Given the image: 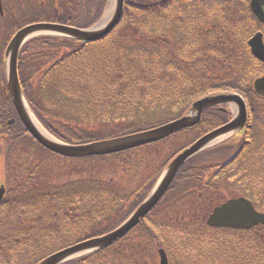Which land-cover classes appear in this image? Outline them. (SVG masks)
Masks as SVG:
<instances>
[{"label":"trees","instance_id":"obj_1","mask_svg":"<svg viewBox=\"0 0 264 264\" xmlns=\"http://www.w3.org/2000/svg\"><path fill=\"white\" fill-rule=\"evenodd\" d=\"M107 2L24 0V9H19L23 23L5 24L0 134L8 135L9 151L7 194L0 202V264H38L55 251L113 230L142 203L181 149L231 118L230 111L219 106L207 109L198 125L184 131L189 136L186 144L140 183L133 182V173L130 183L94 175L95 167L126 155L131 159L127 164L138 168L145 165L148 149L159 142L81 158H66L41 147L25 130L4 89L5 47L19 28L32 22L91 27ZM257 31L264 32V24L253 14L250 0H126L121 22L101 40L42 35L23 46L18 67L27 101L43 126L69 144L156 127L180 117L193 102L211 93L238 92L250 108L251 125L233 159L225 161L234 148L231 143L199 153L127 237L63 264H150L146 248L140 245L133 251V243H149L154 250L174 244L182 253L192 241L216 238L223 240L218 259L226 264H264V237L243 238L264 227L224 230L235 235L222 238L216 232L220 229L206 231L198 224L194 232L195 224L168 218L187 201L200 207L207 192L232 188L241 171L253 173L251 188L243 191L264 211V97L253 85L264 72V62L248 43ZM9 117H16L17 123L9 126ZM138 150L143 156L136 161L140 155L129 154ZM46 155L82 160L90 173L63 184L47 181L42 175ZM135 232L137 237L131 238Z\"/></svg>","mask_w":264,"mask_h":264},{"label":"water","instance_id":"obj_2","mask_svg":"<svg viewBox=\"0 0 264 264\" xmlns=\"http://www.w3.org/2000/svg\"><path fill=\"white\" fill-rule=\"evenodd\" d=\"M112 1V3H114L113 15L109 22L102 28H97L95 25L89 29H80L69 25L38 22L29 24L20 29L15 34L8 46L6 52L7 77L12 100L22 122L29 132L41 144H43L48 149L65 156H91L109 154L162 139L180 129L195 125L200 122L202 112L214 105L224 102L236 103L238 110L230 122L205 134L195 143L181 151L167 166L144 202L119 227L102 236L87 239L57 251L42 260L39 264H62L70 259L98 249L109 247L117 242L120 238L126 235L129 230L135 227L140 222L141 218L150 212L152 208L158 203L184 163H186L197 153L223 139L224 136H229L230 134L241 130L247 121V104L245 99L237 93H219L206 96L196 101L190 108L189 112L179 119L168 122L156 128L134 133L128 136L95 141L81 145H72L64 143L53 137L48 131V136L42 134L40 130L37 129L34 121L31 119L28 113L27 109L30 110L34 118L37 120L26 101L19 81L18 57L22 46L27 40L39 34H56L84 41H96L102 39L119 24L124 12L125 0ZM251 8L255 15L261 21H264V0H251ZM0 9L2 10V0H0ZM249 44L251 46L252 52L258 58L264 61V40L262 32L256 33L249 40ZM254 88L258 94L264 96V74L255 80ZM11 122H14V120ZM4 194L5 187L0 186V201L3 199ZM226 206L234 209V211H231L227 214L219 211ZM208 224L211 226L250 228L258 224L264 225V213L256 210L253 203L249 199L239 197L230 199L227 202L215 207L213 213L208 218ZM159 254L160 264H169L167 253L163 248L159 250Z\"/></svg>","mask_w":264,"mask_h":264},{"label":"rangeland","instance_id":"obj_3","mask_svg":"<svg viewBox=\"0 0 264 264\" xmlns=\"http://www.w3.org/2000/svg\"><path fill=\"white\" fill-rule=\"evenodd\" d=\"M26 1V0H25ZM8 7H6V13L0 17V51L3 47L5 38H6V31H5V23L9 25L13 24H20L23 23V17L20 15L19 9H24V0H6ZM110 0L108 1V6L106 8V11L103 14L104 16L100 20V23L96 25L97 28L104 27L109 20L111 19L114 11V3ZM105 10V9H104ZM109 12V13H108ZM107 15V19L105 20V16ZM30 14V13H28ZM92 42V41H88ZM15 124V123H14ZM189 140V136L185 133H182L176 137L169 138L168 140L160 143L155 144L153 147L148 149L147 151V160L145 165L138 166V168H134V166H131L127 163L129 159L126 155L120 156L118 160H113L110 164H98L95 168V173H99L103 175L106 179H112V180H121L123 183L128 182L131 180L132 173L135 174L133 177L134 183H140L150 172V170H154L159 164L163 163L167 157L177 148L183 146L186 144V142ZM9 151V141L7 139H3L0 141V183H7V177H6V162L5 157L7 156ZM131 156L133 155H140V157L137 158L136 161H139L140 158H142V150L135 151L134 154H129ZM48 160L43 166V172L42 175L45 177L47 181L55 182L57 184H63L67 183L72 180H80L81 178L87 176L90 173V170L87 165L84 164L82 160H73V159H61L57 158L55 156L46 155ZM132 158V157H131ZM229 157H226L225 161L228 160ZM101 172V173H100ZM93 173V172H92ZM132 185V184H131ZM7 186V184H6ZM232 188H235L234 185ZM232 191V192H229ZM226 190L227 194L226 196L230 195L231 193H241V190L235 189V190ZM212 195V196H210ZM221 195V194H220ZM224 195V196H225ZM209 198L207 199L205 205L201 207V203L203 201H200L199 205L201 208L205 209L202 210L195 204L191 203L190 201H187L183 208H181L180 215L186 214L188 217L184 224L187 222H190V216L193 212H196L197 214H206L208 210L209 212L212 211V202L215 200L221 199V196L219 194H212L211 192L207 195ZM194 206H196V209H193ZM208 209V210H207ZM170 218V216H168ZM192 223V222H191ZM195 223L194 232L198 230V224L203 225L200 226L199 229H204L206 231H209L210 229L206 226V224L203 221H194ZM220 237H225L228 235H235L232 232H218ZM253 235L257 236H263L264 237V228L259 229L258 231H253V234H243L244 240L250 239ZM137 232L133 233L131 238H136ZM130 241H127L126 243L122 245H127ZM206 243V240H197L192 241L188 244V247L185 252L180 253L179 248L177 249L174 244L171 245L170 248H165L168 251L169 258H170V264H199V257L202 254V251L200 249L201 243ZM215 243V242H214ZM216 244V243H215ZM141 245L144 246L148 252V256L145 257L148 259V262L150 264H159V254L158 249L154 250L153 247L149 243H143V244H136L133 243L131 249L135 251V247H139ZM140 247V248H141ZM132 254L131 252H129ZM135 253V252H134ZM133 255V254H132ZM221 261H216V264H220ZM244 264V262H242Z\"/></svg>","mask_w":264,"mask_h":264},{"label":"bare ground","instance_id":"obj_4","mask_svg":"<svg viewBox=\"0 0 264 264\" xmlns=\"http://www.w3.org/2000/svg\"><path fill=\"white\" fill-rule=\"evenodd\" d=\"M108 13L105 16V20L107 19ZM231 107H232V110L236 113L237 110H238L237 109L238 107H237L236 103H232ZM27 110H28V113H29L31 119L34 121L37 129L40 130V132L42 134L48 136L47 131L44 129V127L34 118L32 113L30 112V110L29 109H27ZM226 137H228V135L224 136L223 138H226ZM252 177H253V173L252 172L241 171L239 173L238 180L234 184L235 189L243 191V190H246L247 188H251V186H252V182H251ZM214 245H215L214 241H210L209 242V246H208L207 250L204 252L203 258L206 261H210L213 264H216V261H215L213 255H212V253H211L212 249L214 248Z\"/></svg>","mask_w":264,"mask_h":264},{"label":"flooded vegetation","instance_id":"obj_5","mask_svg":"<svg viewBox=\"0 0 264 264\" xmlns=\"http://www.w3.org/2000/svg\"><path fill=\"white\" fill-rule=\"evenodd\" d=\"M9 108H10V105H9V103H8V109H9ZM7 123H8V119H7ZM248 127H249V126H248ZM248 129H249V128H248ZM215 177H216V176H214V175L212 176V178H215ZM230 189H231V190H235V188H231V187H228V188H227L228 191H229ZM229 192H232V191H229ZM234 195H235L234 193H231V195L226 196V197H224V198H221V199H220V203L226 201L228 198H230V196H234ZM208 198H209V197H208L207 195H203V196H202V199H203V200H204V199L207 200ZM204 203H205V202H204ZM214 204H215V203H214ZM206 215H207V214H206ZM205 218H206L205 216L202 217V220H203L204 222H206V219H205Z\"/></svg>","mask_w":264,"mask_h":264},{"label":"snow or ice","instance_id":"obj_6","mask_svg":"<svg viewBox=\"0 0 264 264\" xmlns=\"http://www.w3.org/2000/svg\"><path fill=\"white\" fill-rule=\"evenodd\" d=\"M219 211L222 212V213L227 214V213H229V212H231V211H234V209H232V208L226 206L225 208L220 209Z\"/></svg>","mask_w":264,"mask_h":264}]
</instances>
